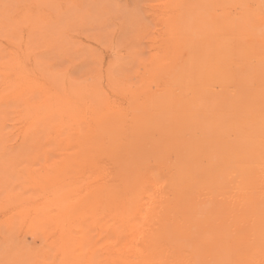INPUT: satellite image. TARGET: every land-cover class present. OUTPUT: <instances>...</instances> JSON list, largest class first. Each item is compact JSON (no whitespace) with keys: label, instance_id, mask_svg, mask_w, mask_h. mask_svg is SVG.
Here are the masks:
<instances>
[{"label":"bare ground","instance_id":"1","mask_svg":"<svg viewBox=\"0 0 264 264\" xmlns=\"http://www.w3.org/2000/svg\"><path fill=\"white\" fill-rule=\"evenodd\" d=\"M208 1L176 0L165 39L173 57L161 61L156 85L140 101L131 97L128 111L94 95L96 108L83 96L79 107L49 112L63 121L64 142L85 139L101 155L88 163L97 183L85 185V194L64 182L47 197L69 264H264V57L245 51L241 34L252 22L226 31L230 37L217 46L210 21L222 16L208 12ZM254 1L260 6L241 5H252L254 31L264 35V0ZM73 162L55 163L50 180L58 182ZM97 216L107 234L84 252L74 233Z\"/></svg>","mask_w":264,"mask_h":264},{"label":"rangeland","instance_id":"2","mask_svg":"<svg viewBox=\"0 0 264 264\" xmlns=\"http://www.w3.org/2000/svg\"><path fill=\"white\" fill-rule=\"evenodd\" d=\"M45 1L0 0V264H69L59 230L47 217L55 210L50 200L64 182L81 195L88 185L97 183L88 163L100 158L98 150L94 151L95 146L85 139L74 146L64 142L66 130L63 134L59 125L63 121L49 112L61 110L58 106L65 107L64 103L67 108L79 107L83 96L89 98V106L96 108L100 103H94V95L110 108L114 105L128 111L130 105L133 107L132 98L147 92L154 81L151 79L156 80L161 61L173 57L171 53L167 58L165 39L176 0ZM243 1L255 2L253 7L259 5L254 0L207 2L206 9L213 17L222 16L216 24L213 18L210 21L214 27L212 37L219 47L226 31L240 32L242 26L252 22L253 27L241 34L245 51L256 50L264 57V35L255 33L258 26H254L252 5L242 6ZM23 13L34 18H27L28 22ZM41 13H48L50 20L42 19ZM204 17H197L199 26ZM65 111L62 114L72 122L71 112ZM65 160L75 161L72 168L62 173L58 182L50 180L55 172L51 173V167ZM101 217L90 218L86 225L78 224L74 235H81L76 237H82L84 252L98 235L101 239L107 234L97 226ZM54 242L62 245L58 247Z\"/></svg>","mask_w":264,"mask_h":264}]
</instances>
